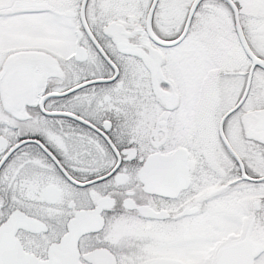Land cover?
<instances>
[{
	"label": "snow or ice",
	"instance_id": "1",
	"mask_svg": "<svg viewBox=\"0 0 264 264\" xmlns=\"http://www.w3.org/2000/svg\"><path fill=\"white\" fill-rule=\"evenodd\" d=\"M0 264H264V0H0Z\"/></svg>",
	"mask_w": 264,
	"mask_h": 264
}]
</instances>
